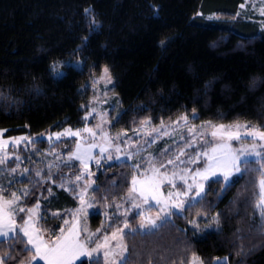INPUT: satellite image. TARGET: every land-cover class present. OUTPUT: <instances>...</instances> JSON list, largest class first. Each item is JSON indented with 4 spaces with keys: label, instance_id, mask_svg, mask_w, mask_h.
<instances>
[{
    "label": "trees",
    "instance_id": "obj_1",
    "mask_svg": "<svg viewBox=\"0 0 264 264\" xmlns=\"http://www.w3.org/2000/svg\"><path fill=\"white\" fill-rule=\"evenodd\" d=\"M243 2L0 0L2 135L82 126L92 93L88 80L103 67L112 78L113 131L146 119L169 122L193 109L200 121H248L264 130V28L239 13ZM57 62L59 74H54L51 66ZM250 161L240 165L244 171L219 196L220 184L208 182L203 197L158 228L127 231L126 264H188L193 255L203 264H264V235L257 231L261 221L255 207L260 160ZM131 179L125 161L98 170L92 188L95 206L120 200ZM29 185L21 205L30 208L41 199L36 226L41 232L56 231L61 221L53 212L76 207L75 192L50 182L51 194L39 183ZM26 213H17L18 224ZM217 213L219 227H205ZM136 216L131 215L132 224ZM0 240V254L11 253L5 264H20L32 254L22 251L24 237V243ZM74 264L103 263L81 258Z\"/></svg>",
    "mask_w": 264,
    "mask_h": 264
},
{
    "label": "rangeland",
    "instance_id": "obj_2",
    "mask_svg": "<svg viewBox=\"0 0 264 264\" xmlns=\"http://www.w3.org/2000/svg\"><path fill=\"white\" fill-rule=\"evenodd\" d=\"M262 10H264V0H244L240 5L239 13L243 17L257 20L260 26L264 28ZM104 68L88 80L92 93L84 106V122L82 126L60 125L56 129L48 128L36 134H23L11 137H4L0 130V157L6 158L5 164L0 165V186L6 185L7 194H9L5 199L11 198L12 192L23 195L21 190L27 187L29 191L32 185H29L31 182L33 184L39 183L40 186H46V183L50 182V184L59 187L63 185V188L68 191H74L78 199L77 206L66 209V211L53 212V216H57L56 221H61V225L56 231H50L54 232L55 235H51L49 230H46L45 232L49 236L45 240H55L56 236L61 234V229H63L65 236L69 235V230H74L79 234L77 238L81 242L91 236V239L88 241L90 247H96L97 243L103 245V247L94 253L92 257L81 256L77 260L81 258L100 259L103 264H106L104 252L110 251L116 253V255H110L108 259L107 264H111L113 259H119L118 253L125 245L124 235L127 231L140 230L139 224L145 218H155L158 213L163 215L161 208L165 204L171 206L173 203L179 202L180 199H184L182 196L179 198L175 196L169 197V193L182 192L186 186L180 177L185 176L188 183H192L196 170H202L208 163L207 158L204 156L196 160V153L198 151L202 152L206 148L211 147V145L205 144L204 141L222 143L227 139L226 136L222 135V130L214 128L211 125L249 123L254 127L259 126L248 121L231 123L211 120L200 121L195 119L196 114H190L178 116L169 122L152 123L150 119H147L149 120L147 124L141 122L131 129L113 131L111 124L115 111H113L111 101L112 91L110 88L112 82H107ZM184 116L188 117L187 121L181 119ZM206 122H211V125H208ZM160 128L163 130L154 131V129ZM86 129H92L96 135L93 136L92 132L86 131ZM189 129H193L194 131L190 132ZM66 130L79 132V135H61L57 138V133H64ZM231 130L233 132L236 131L235 128ZM213 131H217L216 137L211 135ZM239 131L243 134L246 129L241 128ZM5 141L7 142L6 144L3 143ZM152 141L155 142L153 143ZM228 142L231 143L234 149L256 143L253 139L243 135L239 140ZM259 143H264V141ZM77 144L80 145L79 151H77ZM189 144H191V147L187 146ZM92 145H96V147H92ZM101 148L105 149L103 153L101 152ZM117 148H119V151H117ZM181 149L185 151V155L180 157V160H183L184 163L175 161ZM74 153L76 155H73ZM77 156L80 158L78 159ZM90 156L93 158L90 159ZM17 157L20 159L17 160ZM109 157L112 158L109 159ZM263 157L250 158V160L261 161ZM189 158L196 160V163H190ZM81 159L84 163H81ZM169 159H173L175 162L169 165L167 164V160ZM96 160H100V164H97ZM122 161L130 164L132 179L134 175L136 176V191L129 194L133 188L131 179L130 189L120 200L108 204L104 208L95 206L92 197L95 175L98 170L103 169L106 165ZM161 164H164L165 167L160 169V171H155V169L160 168ZM136 165H140V167L137 168ZM64 166L70 167L68 170H64ZM14 168L16 171L12 172ZM25 169L28 171H25ZM37 171L41 172L40 177L36 176ZM49 173H51V179L47 178ZM238 174H235L232 179ZM78 175L82 176V178L76 181V176ZM196 180L199 182L200 177H196ZM160 181H163V183ZM88 184H91V187L86 189L85 186ZM174 184L176 185L175 187L173 186ZM46 187L48 190L51 189L48 186ZM142 191L144 193L143 196L141 195ZM81 194L85 201L83 205L81 204ZM153 194H155L157 199H152ZM190 195H194V193ZM145 196L148 199L147 204L144 203ZM23 199L24 197L17 202L19 207H23L21 205ZM157 200L160 201L159 204ZM37 203L39 204V208L36 209V215L32 216V221L35 224L39 219V212L42 215L40 208L41 199ZM89 204L92 205L91 208L88 207ZM135 204H140L141 208H134ZM78 209L83 210L77 211ZM126 209L129 211H126ZM182 211L173 209V212L181 213ZM96 214H100L99 218L95 216ZM132 214H137L134 224L130 222ZM27 215L29 216V213ZM65 221L68 223L65 224ZM125 223L129 225L127 229L124 228ZM158 223L160 224L161 222ZM111 224L115 225L110 231L106 232L105 229ZM119 229H124L123 233L118 231ZM113 233H115V238H113ZM106 237L107 240H105ZM25 240L27 241L26 237ZM39 261L41 262L42 260ZM200 261V258L199 260H193V256L191 258V264H200Z\"/></svg>",
    "mask_w": 264,
    "mask_h": 264
},
{
    "label": "snow or ice",
    "instance_id": "obj_3",
    "mask_svg": "<svg viewBox=\"0 0 264 264\" xmlns=\"http://www.w3.org/2000/svg\"><path fill=\"white\" fill-rule=\"evenodd\" d=\"M85 13H89V9H85ZM262 15H264V10H262ZM212 17H210L211 19ZM92 24L94 26H98V22L93 20ZM164 43L163 41L161 42ZM78 63V62H77ZM52 70L54 74H59V62L52 65ZM105 76L107 77V82L111 83V75L109 73V70L107 67L104 68ZM193 114H195V109H193ZM91 115V113H89ZM181 119L187 121L188 117L184 116ZM143 124L149 123V120H145L142 122ZM208 125H211V122H206ZM214 128H217L219 130H222V135L226 136L227 139L222 143H214L213 141L205 140V144L211 145L210 148H206L202 152L196 153V160H199L201 156H204L207 158L208 163L205 165V167L201 169H197L195 174L193 175V182L188 183L185 176H181V180H183L185 184V189L182 192H177L175 194L169 193V197L175 196L176 198L184 197V199H180L179 202L173 203L171 206L165 204L163 208H161V212L163 215L158 213L155 218H145L140 224L139 229L144 230L147 232H151L152 230L158 228L160 225L158 222H163L167 219L168 216L173 215V209L177 210H183L186 206H188L191 202L196 201L203 197L206 194L207 191V184L208 182H216L220 184V192L217 193V196H219L225 189H227L232 181V177L237 174L244 171L240 167L241 164L251 162L250 158L255 157H262L264 156V143H259L261 141H264V130H261L260 127H254L253 125L249 123H234L231 125H211ZM264 127V126H261ZM235 128L236 131H232L231 129ZM244 128L246 131L242 134L239 129ZM163 129H154V131H162ZM86 131L92 132V135L95 136L96 133L92 131V129H86ZM189 131H194L193 129H189ZM61 135H70V136H77L79 135V132H72L71 130H66L64 133H57L56 136L59 138ZM213 137L217 136V131H213L211 133ZM242 135L248 138L253 139L256 141V143H253L250 146H241L238 149H234L228 141L231 140H239L242 138ZM118 138V137H117ZM183 139V137H181ZM195 139V137H193ZM153 143L155 141H152ZM6 144L7 142H3ZM188 147H191V144L187 145ZM92 147H96V145H92ZM139 147V145H137ZM80 145L77 144V151H79ZM105 151L104 148H101V152L103 153ZM117 151H119V148H117ZM170 151V149H169ZM73 155H76L75 153ZM185 155L184 149H181L179 155L175 158V161H179L180 163H184L183 160H180L181 156ZM79 159L80 157L77 156ZM90 159L93 157H89ZM112 157H109L111 159ZM17 160L20 158L17 157ZM196 160H192L189 158L190 163H196ZM173 159L167 160V164L171 165L175 162ZM6 158L0 157V165L5 164ZM222 162H225L222 164ZM260 164V167L258 171L260 172V179L258 181L259 189H260V196L261 200L255 205L256 208L259 209V218H260V225L257 228V231L260 232L261 235H264V161H257ZM81 163H84V161L81 159ZM97 164H100V160H96ZM87 167V165H85ZM136 167H140V165H136ZM165 167L164 164L160 165L159 169H155V171H160V169H163ZM16 169H12V172H15ZM25 171H28L25 169ZM175 175V174H174ZM36 176L40 177L41 172L37 171ZM196 177H200V181L197 182ZM48 179H51V173H49ZM82 176L78 175L76 176V181L81 180ZM163 183V181H160ZM94 183V182H93ZM133 188L130 190V193L133 191H136L135 185L137 184L136 176H133L132 179ZM63 187V185H60ZM176 186L175 184L173 185ZM88 187H91V184H88L85 186L87 189ZM51 193V189L48 190ZM23 195L17 194V192L11 193V198L5 199L4 195V189L0 187V238L8 239V240H14L17 243H24L23 237H27V241L25 244V247L22 251L25 252H32V255L25 258L24 260L20 261V264H33V261L42 260L44 261V264H73L75 260H77L81 256H88L92 257L94 253H96L100 248L103 247V245L97 243L96 247H90L88 241L91 239V236H89L86 240L81 242L80 239H78V233H76L74 230H69V235L65 236L63 234V229H61V234L59 236H56L55 240L52 241H46L41 236V230L36 229L33 227L32 224V216L36 215V209L39 208V204L35 205L33 208H25V207H19L17 202L22 200L23 197H26L29 195L28 188L25 187L21 190ZM191 193H194V195H190ZM141 195L143 196V191L141 192ZM152 199H157L155 194L152 195ZM85 203L83 199V195L81 194V204L83 205ZM144 203H148L147 196L144 197ZM157 203L159 204L160 201L157 200ZM89 208L92 207L91 204L88 205ZM119 207V206H117ZM136 209L141 208L140 204H135L133 206ZM83 209H78L77 211H81ZM126 211H129L126 209ZM29 213V216L27 218L21 217L23 219V225H19L16 223V217L17 213ZM55 215V214H54ZM142 215V213H141ZM219 217L220 214L217 213L215 216L212 217V223L205 225L207 228H212L213 224L219 227ZM68 222L65 221V224ZM190 223H193L195 227H199L195 224V221H190ZM129 225L125 223L124 228L127 229ZM31 229V231H30ZM99 231V229H97ZM121 233H123L124 229H119ZM22 234V236H21ZM51 235H55L54 232H50ZM94 235V234H92ZM113 238H115V233H113ZM107 240V237L105 238ZM0 242H3L0 240ZM264 243V242H262ZM30 246V247H29ZM128 251V248L126 245L123 246L122 250L118 253L119 259H113L111 261V264H126V253ZM251 251V250H249ZM239 255H243V251L238 253ZM19 255V254H18ZM110 255H116L114 252L105 251L104 257L106 264L108 262V259ZM10 252H5L3 254H0V264H5V257H10ZM15 259V257H13ZM227 260V257L224 258ZM193 260H199V257H196L193 255ZM148 264H152V261L149 260ZM181 264H184L182 261ZM188 264H191V262H188ZM200 264H203V261H200Z\"/></svg>",
    "mask_w": 264,
    "mask_h": 264
},
{
    "label": "crops",
    "instance_id": "obj_4",
    "mask_svg": "<svg viewBox=\"0 0 264 264\" xmlns=\"http://www.w3.org/2000/svg\"><path fill=\"white\" fill-rule=\"evenodd\" d=\"M2 180V179H1ZM1 185V184H0ZM6 185H4V186H0V187H2L3 189H4V192H5V195H4V198L5 197H7V195L9 194H7V191H6V187H5ZM28 217V215H27V213H26V217L25 218H27ZM33 222V221H32ZM17 223V222H16ZM18 224V223H17ZM33 224V227L34 228H36V229H38L37 228V226H36V224L33 222L32 223ZM19 225H23V222L21 223V224H19ZM30 231H31V229H30ZM50 232V231H49ZM22 235V234H21ZM41 236H42V238L45 240L46 238H47V236H49V234L47 233V232H41ZM27 238V237H26ZM0 239H3V238H0ZM24 239H25V237H24ZM78 261V260H77ZM35 262H40L39 260H37V261H33V264L35 263ZM43 264H44V261H41Z\"/></svg>",
    "mask_w": 264,
    "mask_h": 264
}]
</instances>
